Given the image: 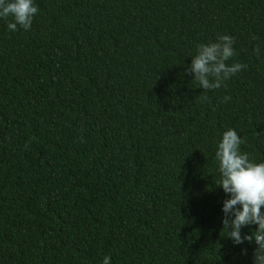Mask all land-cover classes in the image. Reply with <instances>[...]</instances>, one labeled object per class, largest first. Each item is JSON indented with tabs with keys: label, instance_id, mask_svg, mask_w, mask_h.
I'll list each match as a JSON object with an SVG mask.
<instances>
[{
	"label": "trees",
	"instance_id": "16d2710c",
	"mask_svg": "<svg viewBox=\"0 0 264 264\" xmlns=\"http://www.w3.org/2000/svg\"><path fill=\"white\" fill-rule=\"evenodd\" d=\"M34 4L0 18V264H253L215 152L231 128L264 162V0ZM225 34L247 68L204 92L186 69Z\"/></svg>",
	"mask_w": 264,
	"mask_h": 264
},
{
	"label": "clouds",
	"instance_id": "9594fccd",
	"mask_svg": "<svg viewBox=\"0 0 264 264\" xmlns=\"http://www.w3.org/2000/svg\"><path fill=\"white\" fill-rule=\"evenodd\" d=\"M38 11L34 0H0V18H13L14 22L7 24L13 32L17 26L30 30ZM234 44V37L226 34L218 35L215 42L198 44L186 74L194 75L193 81L204 92L219 89L222 85L226 87L227 80L247 68L245 64L227 63L236 55ZM255 52L259 56V46ZM230 99V96H225L224 102ZM244 143L245 140L235 129L230 128L223 133L215 152L220 173L216 186L222 188L229 197L224 200L222 209L223 225L228 230V238L236 245L245 241L254 242L257 247L253 264H264V162L256 163L250 160L247 153H242L240 146ZM251 225L258 227L251 234H242V229ZM244 254H247L246 249ZM102 264H111V258L105 256Z\"/></svg>",
	"mask_w": 264,
	"mask_h": 264
}]
</instances>
